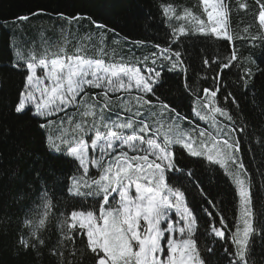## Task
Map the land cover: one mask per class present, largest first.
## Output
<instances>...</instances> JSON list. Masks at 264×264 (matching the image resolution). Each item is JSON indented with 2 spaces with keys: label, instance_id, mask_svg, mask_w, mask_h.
<instances>
[{
  "label": "snow or ice",
  "instance_id": "snow-or-ice-1",
  "mask_svg": "<svg viewBox=\"0 0 264 264\" xmlns=\"http://www.w3.org/2000/svg\"><path fill=\"white\" fill-rule=\"evenodd\" d=\"M155 7L152 20L144 19L162 41L142 57L134 49L143 41L88 16L60 14L69 26L86 20L98 30L94 54L82 44L69 52L62 36L44 41L39 56L15 51L6 62L20 80L11 111L31 122L40 145L20 146L11 170L23 217L13 233L16 256L35 261L47 253L52 264H264V252L255 254L257 240L264 247V197L243 146L244 137H255L264 147V128L249 130L232 92L223 106L218 100L224 70L240 63L237 42L264 47V0H199L180 9L161 0ZM234 12L253 22L233 29ZM109 33L113 45H131L119 61L116 47L106 50ZM197 42L216 84L202 95L187 75ZM208 46L223 48L224 59L209 58ZM255 76L246 69L238 87L246 92ZM258 174L264 180V170ZM227 196L236 209L231 222Z\"/></svg>",
  "mask_w": 264,
  "mask_h": 264
},
{
  "label": "trees",
  "instance_id": "trees-1",
  "mask_svg": "<svg viewBox=\"0 0 264 264\" xmlns=\"http://www.w3.org/2000/svg\"><path fill=\"white\" fill-rule=\"evenodd\" d=\"M161 0H0V224H10L0 231V264H52V258L47 253L33 261L30 256H16L14 254V230L21 216L20 205L14 203L12 194L16 190L17 181L11 178V170L16 167V159L19 155V148L22 145L39 148V138L28 119H19L11 111V104L15 99L17 88L19 87V77L10 73L6 68V62L12 58L15 51L28 56L33 53L41 55L44 52V41L50 43L60 42L63 37H67L71 43L68 44L69 52H73L76 46L85 45L88 54L95 53L99 46L100 34L86 20L80 21L79 25L69 26L61 19V15L74 16L83 15L91 17L98 23L105 24L109 28L115 27L121 35H126L128 40L138 39L143 41L142 45L135 48L137 57L150 54L153 50L152 45L162 41V32L156 28L147 26L144 17H148L149 22L152 15L156 13V5ZM178 9L184 6H195L199 0H168ZM251 3V0H249ZM202 10V9H201ZM33 13H40L33 16ZM29 16L30 22H17L16 18ZM251 16L237 15L232 16V28L240 30L247 23H252ZM159 24V20H156ZM174 23H185L181 21ZM91 35L92 40L87 37ZM11 41L12 47L9 42ZM104 44L106 50L111 52L113 47L117 49L115 59L119 61L121 55L126 56L128 48L131 46L125 42L122 46L112 44V33L105 37ZM195 54L191 57V67L188 71L189 79H196L199 83L202 95L204 87H216L212 77L214 73L205 70L201 60V45H195ZM237 49L240 54V63L231 70H224L219 82L220 93L218 100L220 105L225 104L224 96L232 92L238 100L243 113L251 125L264 128V75L259 74V69H264V47L259 43L256 47L237 42ZM55 50V49H53ZM207 55L211 59H224L223 48L208 46ZM251 68L256 73L255 79L250 80L247 91L239 88L237 81L243 77L246 69ZM219 71V69H217ZM96 89H89L90 93L97 92ZM190 103V102H189ZM234 107V106H233ZM199 127H205L207 131L215 132L210 124L197 121L192 118ZM184 127H188L186 124ZM245 163L255 174L256 189H259V196L264 197V188L260 185L264 180L259 176V170H264V147L256 142L254 137L249 142L247 137L243 138ZM224 188L223 182L219 185ZM254 189V191H256ZM224 208L228 210L229 222L232 221L234 202L231 196L224 197ZM198 207H204L199 201L201 198L195 196ZM258 202L264 204V199ZM32 208L39 214L43 211L39 202L32 205ZM59 225L53 221L49 228V235L56 237ZM264 247L259 240L255 244V254L259 259Z\"/></svg>",
  "mask_w": 264,
  "mask_h": 264
}]
</instances>
